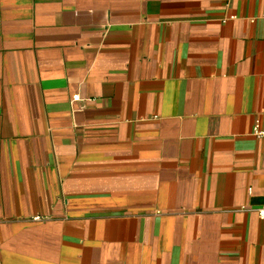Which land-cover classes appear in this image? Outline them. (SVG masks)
<instances>
[{"label": "crops", "instance_id": "crops-1", "mask_svg": "<svg viewBox=\"0 0 264 264\" xmlns=\"http://www.w3.org/2000/svg\"><path fill=\"white\" fill-rule=\"evenodd\" d=\"M255 126L264 0H0V264H264Z\"/></svg>", "mask_w": 264, "mask_h": 264}, {"label": "built area", "instance_id": "built-area-1", "mask_svg": "<svg viewBox=\"0 0 264 264\" xmlns=\"http://www.w3.org/2000/svg\"><path fill=\"white\" fill-rule=\"evenodd\" d=\"M255 132L259 135H264V131H258L257 130V126H255ZM248 191H250V189H248ZM257 212L259 214L260 217H264V203L257 209ZM43 218L41 216H36L33 218V220L35 221H39L42 220Z\"/></svg>", "mask_w": 264, "mask_h": 264}]
</instances>
